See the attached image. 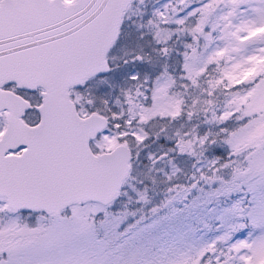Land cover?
<instances>
[{"label":"snow or ice","instance_id":"6c2138e0","mask_svg":"<svg viewBox=\"0 0 264 264\" xmlns=\"http://www.w3.org/2000/svg\"><path fill=\"white\" fill-rule=\"evenodd\" d=\"M0 264H264V0H0Z\"/></svg>","mask_w":264,"mask_h":264}]
</instances>
